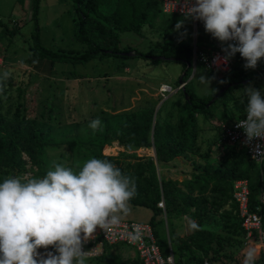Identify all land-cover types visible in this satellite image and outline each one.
I'll use <instances>...</instances> for the list:
<instances>
[{
  "label": "rangeland",
  "instance_id": "rangeland-1",
  "mask_svg": "<svg viewBox=\"0 0 264 264\" xmlns=\"http://www.w3.org/2000/svg\"><path fill=\"white\" fill-rule=\"evenodd\" d=\"M116 2L101 0L89 12L86 33L100 45H104V29L113 27L104 16L112 12ZM31 10L32 0H24L23 4L17 0H0L2 21L8 27L18 26L20 29L13 37L0 36V77L8 73L7 79H0V119L4 123L18 125L20 130L34 126L48 132L49 138L42 149L33 151L0 142V146L12 152L17 160V163L0 170V179L10 175L43 177L53 162L75 169L92 157L107 158L120 169L132 170L130 165L138 158L153 157V153L141 152L131 145L123 146L116 140L121 135L118 117L131 113L142 115L151 109L148 140L152 142L154 126L158 123L170 127L173 141L184 149L182 155L160 165V175L175 183L172 189L179 194V201L184 202V198L194 201V205L185 212L176 208L169 214L163 211L160 218H155L151 224L162 254L167 257L171 253L174 264H202L203 258H210L215 264H243L247 250L254 248L256 261L262 259L264 250L257 237L251 243L244 238L229 190L226 189L225 196L220 198L210 184L206 189H195L189 194L184 181L201 171L207 162L216 169L232 167L237 178L248 180L254 191V200L264 203V165L251 163L245 155L231 162L230 145L222 139L220 132L221 122H228L241 112L242 108L236 102L247 97L243 93L244 87L251 84L261 89L264 95V73L249 84L224 93L215 104L208 106V115L199 113L188 106L183 93L184 83H179L187 64L172 59L153 64L150 59V56L156 57L160 53L164 29L175 17L159 14L153 26L144 24L138 34L115 30L120 47L131 46L149 54V59L97 56L85 64H51L47 60L26 61L32 45ZM179 20H184V27L177 31L175 25L173 33L188 42L192 51L194 45L202 50L223 46L218 40L210 38L202 22L186 20L183 15ZM38 22L44 46L76 53L84 51L85 45L73 35L77 24L73 0H41ZM234 61L235 57L232 58V65ZM244 63V60L241 61L243 66ZM201 75L215 77L209 86L211 89L200 82ZM218 78L194 62L192 53L187 81H190L191 89L197 96L206 98L211 95ZM161 83L170 84L175 91L160 92ZM25 105L30 113L27 118L26 112H23ZM96 117L102 121V128L93 131L88 124ZM240 150L236 147L235 154H240ZM224 161L231 164L226 165ZM151 216V210L132 206L131 214L125 219L149 222ZM198 216H201V223ZM192 221L197 228L215 235L213 241L204 244L202 249L189 242L188 238L194 231L189 227ZM38 250L44 254L53 251L51 247ZM132 250V247L121 243L112 246L109 252L120 259L134 261L130 253ZM105 263L102 257L86 262Z\"/></svg>",
  "mask_w": 264,
  "mask_h": 264
},
{
  "label": "clouds",
  "instance_id": "clouds-1",
  "mask_svg": "<svg viewBox=\"0 0 264 264\" xmlns=\"http://www.w3.org/2000/svg\"><path fill=\"white\" fill-rule=\"evenodd\" d=\"M181 12L225 45L224 55L214 60L217 65L237 53L245 69H255L264 59V0H184ZM182 27L184 20L177 21L176 30ZM214 78L201 75L200 82L209 87ZM243 93L246 118L236 126L243 129L245 143L264 140L261 89L249 84ZM88 127L96 131L102 121L96 117ZM137 194L135 178L107 158H89L75 169L53 162L43 177H6L0 182V264H86L94 249L85 245L97 229L106 235L117 229L131 214ZM189 227L198 226L192 221ZM142 236L141 225L127 233L133 243ZM49 247L53 251L41 257L38 249ZM256 259V249L249 248L243 264H256Z\"/></svg>",
  "mask_w": 264,
  "mask_h": 264
},
{
  "label": "trees",
  "instance_id": "trees-1",
  "mask_svg": "<svg viewBox=\"0 0 264 264\" xmlns=\"http://www.w3.org/2000/svg\"><path fill=\"white\" fill-rule=\"evenodd\" d=\"M99 1L101 0H73V7L77 17V24L74 27L73 35L77 41H80L85 45L83 52L76 53L73 50H53L41 43L38 22L41 0H32L31 21L33 22V30L30 36L32 45L29 48V55L27 56L26 61L33 62L34 60H47L51 64H85L97 56H112L115 58L136 56L149 59V54L138 51L131 46L120 47L119 36L115 30H118L119 32L133 31L138 34L144 24L153 26L154 20L159 14H162L157 0H117L112 12L109 15L104 16L105 20L113 25V27H107L106 30L104 29L105 36L102 38V43L104 45H100L86 33L89 12L93 10L94 5ZM17 2L23 4L24 0H17ZM162 15L169 16L165 14ZM170 16L175 18L166 25L163 32L164 43L161 46V51L155 59L151 60V62L157 64L162 60L172 59L183 61L187 64L179 80L184 83L183 93L185 98H187V104L194 111L208 115L210 108L206 105L210 100H213L212 104H215L224 93L239 89L255 80L260 73H264V59L258 63L256 70L249 71L241 64V61L243 60L241 59L240 54L237 53L234 56L235 61L233 65L231 62L232 67L216 80V87L211 95L206 98L197 96L191 89L190 81H187L193 53L192 47L182 37L173 33V28L177 24V21L181 19L182 15ZM0 28V36L13 37L20 30L18 26L8 27L1 18ZM210 38L213 39L211 35ZM223 46L216 48L221 49ZM130 52H133V55H127V53ZM211 74L216 76L212 72ZM224 87H226L224 91L221 92L218 97L214 98L215 94ZM236 103L239 108H242L241 112L236 115L237 117L244 114L247 105V97L237 100ZM27 109L28 107L25 105L23 108V112H26L25 118L30 116L27 115L30 114L27 112ZM118 118L120 119L119 127L121 135L116 138V140H118L121 145L137 147L139 151L144 153L153 151L151 149L152 147L155 151V157L138 158L135 163L130 165L132 170L126 168L121 169L124 174L130 175L136 180L138 194L135 199L131 201L132 206L144 207L151 210L152 216L149 221L150 224H153L155 218L161 216L163 211L169 214L173 208H176L179 211L185 212L188 207L193 206V200L184 198L185 200L182 199L184 202L179 201V194L172 189V186L175 183L172 180L164 179L160 175L161 164L167 163L184 153V149L177 142L173 141L170 135V127L161 126L156 123L153 130V140L150 142L148 140L147 132L152 119L151 109H148L146 113L142 115L131 113L120 115ZM48 138V132L34 126H26L23 130H20L18 125L4 123L3 120L0 119V142H9L21 149L33 151L36 149H42L46 145ZM228 144L230 145L229 153L231 154V162L238 159V157L241 158L245 155L251 163L258 165L249 159L244 149L240 148V154L236 155L235 149L237 146L231 143ZM0 158L2 159V161H0V170H4L11 166V164L17 163L13 153H10L7 149H3L1 146ZM229 161H224V164H231ZM262 165H264V163ZM235 179H237V177L232 167L224 168L222 166L216 169L214 165L207 162L201 168V171L194 173L191 179L184 181V185L188 187V193L191 194L195 189H206V187L211 184L220 198L225 196L226 189H228L232 199V185ZM0 180L3 181V179ZM262 184L264 185L263 181ZM263 188L264 187H262V189ZM249 189L251 206L257 204L262 207V223L264 228V203L261 200H254V191L250 184ZM161 200L165 203L164 209L158 206V203ZM234 205L236 207L235 203ZM236 213L238 215L237 207ZM198 217V222L201 223V216ZM214 237L215 235L213 232L197 228L191 233L188 239L189 242H193L196 248L202 249L204 244L211 243ZM217 244H220L219 240L217 241ZM111 247L112 246H107L105 254L101 256L104 258L106 262L105 264H142L140 259L136 256H134V261L116 257L109 252ZM219 248H221L220 245ZM209 260L211 259L209 258Z\"/></svg>",
  "mask_w": 264,
  "mask_h": 264
},
{
  "label": "built area",
  "instance_id": "built-area-1",
  "mask_svg": "<svg viewBox=\"0 0 264 264\" xmlns=\"http://www.w3.org/2000/svg\"><path fill=\"white\" fill-rule=\"evenodd\" d=\"M160 11L165 15H182L181 8L184 0H157ZM224 53L221 49L202 50L193 47V60L201 64L206 70L221 77L226 73L230 67L231 62L227 64L214 63L216 57H222ZM181 86L178 87V89ZM175 89L168 83H161L160 92L170 93ZM264 96V95H262ZM246 118V112L243 115L237 116L228 122L220 123L221 137L228 143L235 144L237 147L244 149L245 153L251 161L258 165L264 163V140H254L251 143H245L246 137L243 129L236 125L238 121ZM232 199L237 207L238 216L240 218V225L244 233V238L247 242L257 241L264 250V228L262 223V207L260 205L251 206L249 182L246 178H237L232 185ZM262 201V200H261ZM158 206L164 208V201L161 200ZM134 225H141L143 236L138 242H130L127 238V233L132 230ZM126 244L134 250L136 257L140 259L142 264H174L172 254L165 257L157 243L153 233L152 226L149 222L135 221L124 219L121 225L112 233L106 235L102 230L97 229L94 234V239H91L86 245L85 250L94 249L92 258L101 257L106 252L107 246H114L119 244ZM40 256H46L43 252L38 250ZM40 257H38L39 259ZM202 264H215L209 258H203ZM256 264H264V252L262 260L258 259Z\"/></svg>",
  "mask_w": 264,
  "mask_h": 264
},
{
  "label": "water",
  "instance_id": "water-1",
  "mask_svg": "<svg viewBox=\"0 0 264 264\" xmlns=\"http://www.w3.org/2000/svg\"><path fill=\"white\" fill-rule=\"evenodd\" d=\"M127 55H133V52H130V53H127ZM156 57L155 56H150V59L153 60L155 59ZM179 83H182L181 80H179ZM226 87L220 89L214 96V98L218 97V95L224 91ZM213 100H210L208 103H207V107L210 106V104L212 103ZM152 150H153V157H155V151H154V148L152 147Z\"/></svg>",
  "mask_w": 264,
  "mask_h": 264
},
{
  "label": "crops",
  "instance_id": "crops-1",
  "mask_svg": "<svg viewBox=\"0 0 264 264\" xmlns=\"http://www.w3.org/2000/svg\"><path fill=\"white\" fill-rule=\"evenodd\" d=\"M134 207H137V206H134ZM158 218H160V216H157ZM156 217V218H157ZM149 221V220H148ZM143 222V221H142ZM130 253H131V256H134L135 255V253H134V251L132 250V251H130ZM174 255V254H173Z\"/></svg>",
  "mask_w": 264,
  "mask_h": 264
},
{
  "label": "bare ground",
  "instance_id": "bare-ground-1",
  "mask_svg": "<svg viewBox=\"0 0 264 264\" xmlns=\"http://www.w3.org/2000/svg\"><path fill=\"white\" fill-rule=\"evenodd\" d=\"M152 153H153V151H152Z\"/></svg>",
  "mask_w": 264,
  "mask_h": 264
}]
</instances>
